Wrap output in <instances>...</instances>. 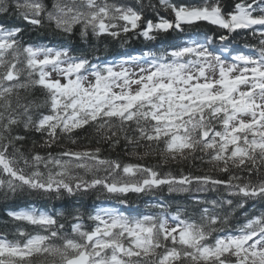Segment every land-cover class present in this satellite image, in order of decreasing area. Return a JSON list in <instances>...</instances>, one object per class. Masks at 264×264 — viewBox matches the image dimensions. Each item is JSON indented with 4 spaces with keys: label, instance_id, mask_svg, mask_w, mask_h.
Returning <instances> with one entry per match:
<instances>
[{
    "label": "snow or ice",
    "instance_id": "obj_1",
    "mask_svg": "<svg viewBox=\"0 0 264 264\" xmlns=\"http://www.w3.org/2000/svg\"><path fill=\"white\" fill-rule=\"evenodd\" d=\"M161 11L167 15H161ZM0 192L60 198L90 191L126 204L130 193L223 190L233 199L194 197L185 210L130 217L116 208L67 217L35 208L9 210L16 237L0 232V264H264V211L231 227L237 208L264 205V0H0ZM14 17L7 24L8 17ZM212 36L117 62L92 63L66 46L28 43L26 28L52 26L82 38L155 41L186 27ZM256 38L249 55L229 47L234 33ZM55 74V75H54ZM44 94L42 102L32 95ZM94 130V147L77 144ZM38 135L41 154L37 150ZM31 143L29 144V141ZM136 160L196 161L210 171L173 175L160 165L102 155L121 146ZM219 173L221 175H215ZM169 221L172 225H169ZM32 226V231L24 226ZM59 241V243H56Z\"/></svg>",
    "mask_w": 264,
    "mask_h": 264
},
{
    "label": "trees",
    "instance_id": "obj_2",
    "mask_svg": "<svg viewBox=\"0 0 264 264\" xmlns=\"http://www.w3.org/2000/svg\"><path fill=\"white\" fill-rule=\"evenodd\" d=\"M149 0H144L147 4ZM153 4H156L158 0H151ZM161 15H167L164 11H161ZM4 19L0 16V21ZM14 17L9 16L6 23L12 24ZM207 34L214 38V43L219 46L218 35L219 31L213 26L202 25L200 27H186L183 34L173 33L171 35H161L155 41H145L142 38L121 37L120 40H113L111 37H104L97 39L89 34L87 37L82 38L79 34V30L74 31L72 35H64L58 31H55L52 26H46L45 28L36 30L31 28H26L24 33V39L28 43L47 45L49 47H61L66 46L70 48V54L74 56H85L92 63H102V62H119L122 59H127L128 57L141 56L149 50L153 52H158L164 48H169L171 45L182 43L189 40H203V34ZM229 47L237 48L243 52L245 55L252 53L253 46L256 45V38H254L250 32L234 33L229 38ZM32 98L37 102H42L44 99V94L35 90ZM37 140V150L44 154L45 149L40 148L41 143L40 137L38 135L34 136ZM74 138L77 140V144L73 145L69 140L62 139L60 141V146H54L50 151L53 154L61 151L63 148H84V147H94L95 138L94 130L89 129L78 130L74 134ZM31 140L29 141V144ZM101 147L104 149L102 155L105 157L117 158L124 163H143L146 165L156 166L160 165V171L167 173L171 172L173 175H179L181 172L188 174L193 172L194 174H202L210 171L209 166L206 163H200L196 161L195 165L191 161L182 163H170L167 165L160 164L158 157H148L144 160H136L134 157L128 156L123 150V142L121 146H118L115 150H109L107 144H102ZM215 175H221L219 173H214ZM194 197H200L201 199H217L230 198L233 199L234 205L239 203V197H229L227 193L223 190H218L214 192L197 193L195 191L191 192H169L165 186L162 190H154L148 193H130L127 197L126 204H119L117 199L112 196H108L99 190L90 191L87 194H76L74 196H69L64 194L60 198L47 197L39 194L30 193H20L16 196H5L0 192V232L6 233L7 238L12 240L16 237L15 224L17 222L11 221V218L7 215L9 210H20L25 208H35L39 211H46L49 214H64L67 219L62 220L67 225L71 221L69 213H74L77 210L84 216L85 225H91L92 221L87 219L89 213L93 212L97 208H116L124 214L130 217H136L143 214H151L159 211L157 205L160 203H165L169 205L168 211L174 213L178 208L185 210L186 215H191L196 218V213L194 209L198 206L195 205ZM264 211V205L258 201H249L244 205L243 208H237L232 221L231 227L239 226L245 220L244 213L247 212L249 215L259 213ZM25 231H32V226H24ZM59 243V241H56Z\"/></svg>",
    "mask_w": 264,
    "mask_h": 264
},
{
    "label": "rangeland",
    "instance_id": "obj_3",
    "mask_svg": "<svg viewBox=\"0 0 264 264\" xmlns=\"http://www.w3.org/2000/svg\"><path fill=\"white\" fill-rule=\"evenodd\" d=\"M55 75V74H54Z\"/></svg>",
    "mask_w": 264,
    "mask_h": 264
}]
</instances>
